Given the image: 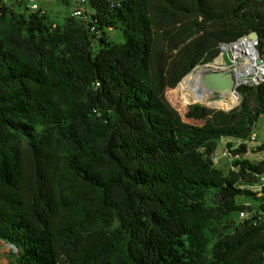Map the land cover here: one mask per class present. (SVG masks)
Wrapping results in <instances>:
<instances>
[{"label":"trees","instance_id":"obj_1","mask_svg":"<svg viewBox=\"0 0 264 264\" xmlns=\"http://www.w3.org/2000/svg\"><path fill=\"white\" fill-rule=\"evenodd\" d=\"M88 1L90 20L63 26L0 1V241L14 264H264V158H243L264 151L249 145L264 83L240 86L228 113L174 92L200 126L165 97L222 42L256 34L264 59V0Z\"/></svg>","mask_w":264,"mask_h":264},{"label":"rangeland","instance_id":"obj_2","mask_svg":"<svg viewBox=\"0 0 264 264\" xmlns=\"http://www.w3.org/2000/svg\"><path fill=\"white\" fill-rule=\"evenodd\" d=\"M66 1L67 2L63 0H36V4L48 16L50 22L53 25L63 26L66 23L67 18L73 17V12L80 6V0H66ZM8 4H14L15 10L19 12H23L25 10V7L29 3H28V0H8ZM75 20H77V22L81 21L79 18H76ZM107 34L116 43H121L123 41L120 33L117 31H108ZM218 62H223L225 67L227 66L225 59L221 55L216 61L211 62V64H215ZM201 69L202 68L198 66L196 67V69L193 70L194 74L191 77V82L193 83V85L195 84L197 80V74L201 71ZM190 76L191 74L183 78L182 81L176 86L174 91H172V89H167L165 92V97L167 101L180 114V116L186 123L190 125H194V126L202 125L201 121H195V120L186 118V113L188 112L189 108L192 106L183 108V106L177 99L174 92H176L179 95V98L182 101L183 105L196 104V105L203 106L212 111H222V112L228 113V112H231L232 110H235L240 105L242 101V97L240 98L241 101L235 107L229 106L224 109L215 108V107L210 106L209 101H206L205 103L187 102L185 100V96L187 94V84H184V82L186 80L189 81ZM212 98L210 99L212 100L211 102H217L223 98V95L220 93H214V96ZM253 133H256L257 138H256V141L249 142V145L252 147L264 145V115L259 117L257 124L253 130ZM226 142H227L226 140L219 142L218 147L216 149L217 159L215 160L216 166L220 168L221 170H223L225 173L228 172V170L232 167V164L234 162L233 157H231L229 154L227 157L223 156V152L226 150ZM234 144L237 146L236 142H234ZM243 158L248 159L250 161H259L262 158H264V151L258 155H253L252 153L248 152L246 155L243 156ZM237 202L243 205H253V206L257 205L256 201L250 198H246L244 196L239 197L237 199ZM247 216L248 214L246 213L244 218H247ZM17 254H18V251L16 249L12 248L9 244L0 241V264H14L15 257Z\"/></svg>","mask_w":264,"mask_h":264},{"label":"built area","instance_id":"obj_3","mask_svg":"<svg viewBox=\"0 0 264 264\" xmlns=\"http://www.w3.org/2000/svg\"><path fill=\"white\" fill-rule=\"evenodd\" d=\"M1 3H7L8 0H0ZM88 0H80V6L73 12V17L83 19L85 21L90 20V10L88 7ZM28 7L30 11L36 12L40 7L36 4V0H28ZM86 8V9H85ZM96 24L92 22L90 30L92 32L96 31ZM253 34V33H252ZM243 40H248L250 47L253 51V54L251 55L250 51L248 49H245L240 52L239 56L235 55L233 53L232 47H234L236 44L240 43ZM258 38L256 39H251L249 35H246L237 41L234 42H222L219 44V55L223 56V58L226 61V64L228 66V69H222V68H217L216 70L220 71H226V72H232L234 71V63H239L241 65V68L239 67V71L244 70V71H249L252 70L249 75L243 77V81L238 84L237 89L240 86H250V87H256L259 86L260 84L264 83V59L260 56L258 52ZM218 55V56H219ZM209 64V63H208ZM201 65L199 67L206 66ZM237 95L241 98L240 94L237 93ZM241 99L239 100V102ZM257 135L256 133L251 134V141H256ZM224 139H221L220 141H223ZM223 156L227 157L228 153L225 150L223 152ZM215 160L216 154H214ZM257 189L262 190L264 189V176L260 177V181L258 185L256 186ZM246 212L241 211L239 213V218L244 219Z\"/></svg>","mask_w":264,"mask_h":264},{"label":"bare ground","instance_id":"obj_4","mask_svg":"<svg viewBox=\"0 0 264 264\" xmlns=\"http://www.w3.org/2000/svg\"><path fill=\"white\" fill-rule=\"evenodd\" d=\"M248 49L251 53L253 54V51L250 47V44L248 40H243L240 43L236 44L234 47H232L233 53L237 56H239L240 52ZM234 71L232 73L234 74L235 80L237 84H240L243 81V77L249 75L252 70L249 71H244L241 70L239 71V67L241 68V65L239 63H234ZM201 71L197 74V80L195 84L191 82V77L194 74V71L191 72V76L189 81H185L184 84H187V94L185 96V100L187 102H197V103H205L206 101L210 102V106L215 107V108H220L224 109L229 106L235 107L240 100V97L237 95L235 92H230V93H221L223 95V98L220 101L217 102H211L210 100L213 96L214 93L209 91L205 84H204V73L214 71L217 68H222V69H228V67L223 64V62H218L215 64L209 63L206 66L201 67ZM189 75V74H188ZM213 99V98H212Z\"/></svg>","mask_w":264,"mask_h":264},{"label":"water","instance_id":"obj_5","mask_svg":"<svg viewBox=\"0 0 264 264\" xmlns=\"http://www.w3.org/2000/svg\"><path fill=\"white\" fill-rule=\"evenodd\" d=\"M251 39H256V34H249ZM196 69V68H195ZM204 84L206 88L213 93H238L234 74L232 72L214 70L204 73ZM12 248L16 249L12 244Z\"/></svg>","mask_w":264,"mask_h":264}]
</instances>
